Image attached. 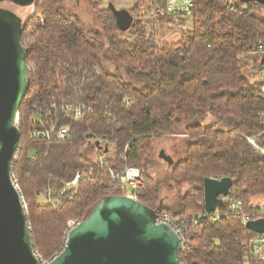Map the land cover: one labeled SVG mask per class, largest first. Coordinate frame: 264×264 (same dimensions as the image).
<instances>
[{
  "label": "trees",
  "instance_id": "trees-1",
  "mask_svg": "<svg viewBox=\"0 0 264 264\" xmlns=\"http://www.w3.org/2000/svg\"><path fill=\"white\" fill-rule=\"evenodd\" d=\"M193 1V15L182 17L168 15L164 0H153L157 19L141 22L125 10H103L90 0L98 31L83 28L76 15H64L63 0H35L33 13L22 21L28 86L18 110L19 152L10 175L24 199L39 258L62 251L69 221L88 218L104 198L124 196L126 186L111 178L110 170L136 167L142 179L137 200L186 225L194 213H206L205 179L232 180L228 198L240 202L239 210L232 213L222 203L218 221L209 214L195 229L189 227L180 264H264L246 252L245 242L256 233L241 222L242 214L260 208L252 199L264 196V155L247 140L264 147L262 79L252 83L241 69V57L260 61L263 56L254 51H264V6ZM230 1L234 11L227 6ZM174 18L192 20V29L176 42L158 44L145 30L144 23ZM108 63L115 72L107 70ZM66 101L91 111L75 121L59 117L60 124L70 126L63 141L30 139L37 123L29 118L32 107ZM208 114L213 123L198 122ZM177 137L184 140L182 155L172 165L165 163L164 181L152 178L148 169L158 161L163 142ZM78 173L76 185L67 186ZM169 181L186 184L173 207L162 206Z\"/></svg>",
  "mask_w": 264,
  "mask_h": 264
},
{
  "label": "water",
  "instance_id": "water-1",
  "mask_svg": "<svg viewBox=\"0 0 264 264\" xmlns=\"http://www.w3.org/2000/svg\"><path fill=\"white\" fill-rule=\"evenodd\" d=\"M264 6V0H237ZM35 0H0L18 7ZM112 7V6H111ZM22 19L0 7V264H38L26 225L23 204L10 178V164L20 140L18 110L26 95L28 72L21 44ZM264 63V55L260 65ZM158 158L173 164L163 150ZM232 180L207 178L203 183L205 212L222 205ZM156 212L137 199L109 196L99 201L88 218L69 230L64 248L50 264H180L175 231L156 224ZM246 228L264 234V219Z\"/></svg>",
  "mask_w": 264,
  "mask_h": 264
},
{
  "label": "built area",
  "instance_id": "built-area-1",
  "mask_svg": "<svg viewBox=\"0 0 264 264\" xmlns=\"http://www.w3.org/2000/svg\"><path fill=\"white\" fill-rule=\"evenodd\" d=\"M255 4L258 6L260 5L258 3ZM227 6L231 11L235 10L233 1H230ZM164 10L168 15L189 17L192 16L194 13V1L164 0ZM254 54L264 55V51L258 48L257 50L254 51ZM261 66H262L261 69L262 84L260 89L261 92L264 93V63ZM30 69H32V67H30ZM32 111L33 114L29 118H31L33 121H36L37 123L36 125L33 126L32 130L30 131L29 138L34 141L51 142L53 140L63 141L68 137L70 133V126L67 124H60L59 117L65 116L74 121L80 120L91 111V107L76 101H66L60 103L59 105L56 102H52L50 104L37 103L32 107ZM58 112L60 116L57 117L55 116V118H53L52 113H58ZM247 140L250 144H252L258 151H260L264 155V147L263 148L258 147L255 144L254 139L247 138ZM18 152L19 149L17 148V150L14 152L11 162L16 160V155ZM109 175L111 178L120 182L124 186L129 187L130 192L126 191V189H123L122 192H124V196L137 199L135 195V191L142 187L141 172L138 168L128 167L121 172H115L110 170ZM81 177H82L81 173L76 174L74 179L69 184H67V186L76 185V183L80 180ZM10 178L15 189L18 192L19 200L24 206V199L19 192L18 184L16 181L13 180L11 175ZM222 203L228 205V210L232 213L235 212L236 210H239L240 208V202L230 200L228 198V195L226 197H222ZM212 214H215L213 217L214 220L218 221L219 215L216 213V210ZM208 215L209 213H201V212L194 213L190 218V224L186 225L185 223L174 221L170 215H168L166 212H162L159 214L156 213L155 222L156 224L167 225L175 231L179 239L178 251L181 252L184 250L185 242L188 239V235H187L188 228L190 227L192 229H195L199 224V222ZM258 219H264V206H261L257 211L245 213L241 215V222L243 225H246V223L249 221L258 220ZM78 223H79L78 221H70L68 224L69 230L74 228ZM244 248L246 252L253 258L260 261H264V234H256L253 237H250L245 242ZM35 256L38 264H50V262L53 260V258L56 255L48 260H43L39 258L36 254Z\"/></svg>",
  "mask_w": 264,
  "mask_h": 264
},
{
  "label": "rangeland",
  "instance_id": "rangeland-1",
  "mask_svg": "<svg viewBox=\"0 0 264 264\" xmlns=\"http://www.w3.org/2000/svg\"><path fill=\"white\" fill-rule=\"evenodd\" d=\"M94 3H98L99 8L103 10L110 8L111 6L115 10H125L127 13L131 14L133 21L139 20L143 22L147 20L149 22L150 20H156L158 16L155 10L158 9V7L154 8L155 6L153 5V0H94ZM0 7L13 11L22 19V21L26 20L33 13V5L28 7H18L10 3H3L0 5ZM62 13L64 15H76L79 18L82 27L85 29H95L98 31L101 30L99 21L93 14L90 0H63ZM144 26L148 33H152L158 44L173 43L180 40L183 36H185L187 31L192 29V20L191 18H186L182 21L174 18V20L170 22L164 21L163 23H157L156 25H152V23H144ZM128 36L129 35L125 34L121 35L120 38H125ZM241 60L243 61L241 64L243 76L247 77L252 83L260 80L261 65L259 58L246 56L241 57ZM105 65L107 66V70L109 72L116 71L115 65L112 63ZM121 73H123L122 70ZM214 121L215 118L210 114L206 115L205 118L200 120L198 119V122L203 125H209ZM181 137L165 139L163 142L165 145H163L164 148L162 149L165 151V154L172 158V160L179 159L182 155L181 147L184 143V140ZM165 163L166 162H164L162 159L158 158V161L152 163L151 167L148 169V174L154 179L164 181L168 171ZM168 185L170 188L168 189L165 187L162 191V206H177L181 201L180 194L186 190V184H179L174 181H169ZM126 188L130 192L129 187L126 186ZM259 198H261V201H264V196ZM41 200L45 201L43 198H41ZM69 222L67 224H69Z\"/></svg>",
  "mask_w": 264,
  "mask_h": 264
},
{
  "label": "crops",
  "instance_id": "crops-1",
  "mask_svg": "<svg viewBox=\"0 0 264 264\" xmlns=\"http://www.w3.org/2000/svg\"><path fill=\"white\" fill-rule=\"evenodd\" d=\"M261 198H259V197H255V198H253L252 199V203L254 204V205H257V206H264V201H261L260 200ZM43 202H45L44 200H42ZM42 202V203H43Z\"/></svg>",
  "mask_w": 264,
  "mask_h": 264
},
{
  "label": "flooded vegetation",
  "instance_id": "flooded-vegetation-1",
  "mask_svg": "<svg viewBox=\"0 0 264 264\" xmlns=\"http://www.w3.org/2000/svg\"><path fill=\"white\" fill-rule=\"evenodd\" d=\"M222 199V198H221Z\"/></svg>",
  "mask_w": 264,
  "mask_h": 264
}]
</instances>
